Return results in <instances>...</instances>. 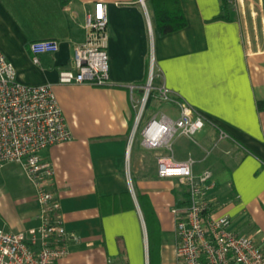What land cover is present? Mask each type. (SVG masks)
<instances>
[{
  "label": "crops",
  "instance_id": "0c3cea01",
  "mask_svg": "<svg viewBox=\"0 0 264 264\" xmlns=\"http://www.w3.org/2000/svg\"><path fill=\"white\" fill-rule=\"evenodd\" d=\"M98 1L108 5L109 83H60L61 70L76 69L75 47ZM181 5L187 26L161 36L149 0H0V51L21 82L53 85L73 135L43 151L55 171L49 188L61 203L57 217L72 236L56 264H151L147 222L159 239V264H180L173 208L184 205L186 189L181 178L160 176L161 155L192 157L196 174L211 170L216 213L264 247V0ZM221 14L227 18L215 19ZM45 39L58 40L60 49L35 63L30 44ZM151 71L155 91L129 149ZM185 105L203 116L204 127L176 134L171 150L146 147V123L178 119ZM33 201L17 231L38 224ZM5 221L0 214L16 231Z\"/></svg>",
  "mask_w": 264,
  "mask_h": 264
},
{
  "label": "built area",
  "instance_id": "2783aa9c",
  "mask_svg": "<svg viewBox=\"0 0 264 264\" xmlns=\"http://www.w3.org/2000/svg\"><path fill=\"white\" fill-rule=\"evenodd\" d=\"M237 7L241 0H226ZM86 39L75 47L76 69L59 72L63 84H88L105 87L110 80L108 5L98 1L86 15ZM60 42L37 40L30 44L33 61L56 53ZM151 71L144 101L155 88ZM165 100L170 99L161 89ZM145 103V102H144ZM144 108V107H143ZM141 108L132 131L129 149L139 128ZM205 125L201 114L185 105L182 115L153 117L142 129L143 143L150 149H172L176 134L194 135ZM73 139L63 109L50 83L30 85L18 79L14 65L0 51V167L20 163L32 182L39 204L38 224L27 230H7L0 222V264H56L68 254L72 236L57 217L61 209L58 196L49 186L55 171L43 151ZM159 174L179 177L186 189L184 205L173 208L178 237L177 257L180 264H264V247L234 226L226 214H217L211 195L216 181L211 170L196 174L195 160L176 161L160 156Z\"/></svg>",
  "mask_w": 264,
  "mask_h": 264
},
{
  "label": "rangeland",
  "instance_id": "374dc122",
  "mask_svg": "<svg viewBox=\"0 0 264 264\" xmlns=\"http://www.w3.org/2000/svg\"><path fill=\"white\" fill-rule=\"evenodd\" d=\"M148 83L149 81L147 84ZM154 83L155 80H153V84ZM145 94L146 88L142 97V102L140 103V110L141 108H144L137 132L140 130L144 120V111L148 101V97L147 100L144 101ZM154 106L155 105L149 106V110L153 109ZM139 135L138 132L137 137ZM35 196V188L20 163H8L0 167V214L4 221L6 220L10 223L8 226L9 229L13 228L16 231L22 229V221L24 220L27 211L34 208L28 207V205H35V202L33 201ZM260 238L264 240V232L260 233Z\"/></svg>",
  "mask_w": 264,
  "mask_h": 264
},
{
  "label": "trees",
  "instance_id": "16d2710c",
  "mask_svg": "<svg viewBox=\"0 0 264 264\" xmlns=\"http://www.w3.org/2000/svg\"><path fill=\"white\" fill-rule=\"evenodd\" d=\"M153 11V19L159 35H167L185 28L188 24L187 17L181 5V0H149ZM227 18L221 14L215 19ZM154 89L150 92L146 106L149 104ZM259 110H264V100L258 101ZM148 221V220H147ZM150 239L151 264H159V244L158 237L150 223L147 222ZM158 239V240H157Z\"/></svg>",
  "mask_w": 264,
  "mask_h": 264
}]
</instances>
